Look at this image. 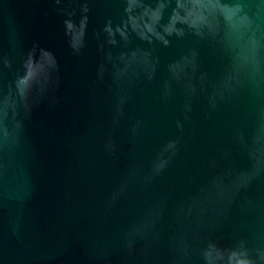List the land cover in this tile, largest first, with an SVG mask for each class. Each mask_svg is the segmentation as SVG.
<instances>
[{"label": "water", "instance_id": "95a60500", "mask_svg": "<svg viewBox=\"0 0 264 264\" xmlns=\"http://www.w3.org/2000/svg\"><path fill=\"white\" fill-rule=\"evenodd\" d=\"M264 264V0H0V264Z\"/></svg>", "mask_w": 264, "mask_h": 264}, {"label": "clouds", "instance_id": "9594fccd", "mask_svg": "<svg viewBox=\"0 0 264 264\" xmlns=\"http://www.w3.org/2000/svg\"><path fill=\"white\" fill-rule=\"evenodd\" d=\"M241 264H242V262H241Z\"/></svg>", "mask_w": 264, "mask_h": 264}]
</instances>
